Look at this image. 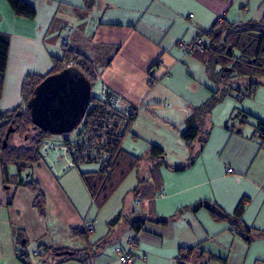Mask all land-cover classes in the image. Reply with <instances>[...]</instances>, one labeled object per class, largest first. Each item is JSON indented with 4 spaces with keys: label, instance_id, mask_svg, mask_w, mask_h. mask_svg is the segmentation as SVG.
Listing matches in <instances>:
<instances>
[{
    "label": "crops",
    "instance_id": "1",
    "mask_svg": "<svg viewBox=\"0 0 264 264\" xmlns=\"http://www.w3.org/2000/svg\"><path fill=\"white\" fill-rule=\"evenodd\" d=\"M24 2L35 10L31 19L15 15L7 1L0 0V33L9 36L0 114L20 106V85L27 73L51 71L52 59L61 57L65 40L66 50L91 60L99 83L138 108L122 144L124 167L132 155L143 160L98 207L81 176L95 169L58 174L62 165L51 169L52 164L39 161L29 174L45 195L42 216L32 206L35 194L10 183L12 171L8 167L5 178L0 165V264H32L25 249L28 242L38 259L33 264H124L116 254L128 249V238L135 240L129 249L131 264H264V137L256 132L258 123H264V80L242 100L226 95L200 117L204 142L180 138L186 118L211 96L209 88L200 89L201 84L195 83L181 100L176 97L175 106L165 114L169 129L161 138L146 140L139 124L141 116L150 113L144 103L149 104L157 86L168 88L160 81L174 80L171 72L180 62L195 58L178 49L179 40L188 41L209 29L217 17L258 20L264 0H95L90 9L85 0ZM204 74L207 78L205 70ZM126 140L146 141L145 152H130ZM151 144L163 150L162 159H149ZM154 165L160 178L149 200L142 198L140 181L148 180ZM43 186L50 193L49 205ZM241 201L238 224L249 229L248 240L232 228ZM198 203L202 206L193 210ZM204 204L226 217L212 218ZM116 215L120 218L110 224ZM135 218L143 220L139 231L130 225ZM160 218L165 222L156 221ZM87 224L92 230L86 236L73 233V228L84 232ZM19 231L25 244L17 240ZM44 247L87 254L83 260L64 259ZM188 248L193 250L180 251Z\"/></svg>",
    "mask_w": 264,
    "mask_h": 264
},
{
    "label": "trees",
    "instance_id": "2",
    "mask_svg": "<svg viewBox=\"0 0 264 264\" xmlns=\"http://www.w3.org/2000/svg\"><path fill=\"white\" fill-rule=\"evenodd\" d=\"M10 6L13 13L17 16L25 17L31 19L35 16V10L29 6L24 0H6ZM86 8H94L95 0H85ZM220 22L215 21V23L204 31H199L196 36L201 37L203 51H193L191 54L198 61H200L204 67L205 73L209 82L214 86V89H210L211 96L207 101L195 107L191 115L186 118L184 124L185 127L180 133V138L185 142H192L194 140H199V142H204L201 139V132L198 123L200 122V117L211 111L214 105L219 102L226 95H233L235 99L242 100L244 97L248 96L254 88L261 84V80H264V13L262 17L258 20L244 19V20H227L224 16H221ZM195 36V37H196ZM65 41V40H64ZM178 43V42H177ZM64 44V43H63ZM67 42L65 41V45ZM62 46V55L60 58H53V67L48 73H54L63 68L62 63L74 57L73 64L77 67L84 75L89 79L92 87V83L95 80L94 72L95 69L87 57L78 54L72 50H66ZM9 46V36L7 34L0 33V94L2 85V76L5 72L6 62H7V52ZM46 74V75H48ZM39 75L35 72H29L23 78L20 85V95L21 104L15 109H4L0 114V165L3 177L6 178L7 169L9 165H14L18 175L19 172H27L28 177L31 178L29 174V169L36 165L43 158L40 154V145L44 140L58 141L62 137L52 136L47 132H43L39 129H35L32 126L29 110L26 107L28 99L31 97L34 87L46 76ZM99 80V79H98ZM109 89V88H108ZM111 90V89H110ZM116 93V92H115ZM100 98H94L91 95L90 103L93 104L91 112H93L102 107ZM135 115L129 117V121L126 126V130H129L131 122L134 120ZM11 128L12 131L9 132L6 139V145H2V140L7 129ZM259 131V136L264 137V123L259 122L256 126V132ZM22 135L26 138L28 134V147H23L18 150L16 147L10 145V139L14 135ZM115 141L111 145L109 150V160L110 165L107 170H103L101 165H98L94 161L83 160L80 164L76 165L78 168L83 164H94L96 166L93 172L86 173L82 172L81 176L93 197L96 206H101L109 196L114 192L117 185L125 178L126 174L131 170L135 169L140 161L143 160V156L132 155L131 161H128L127 167H124L126 163L123 156V140L126 136L123 134L114 135ZM164 155L163 150L157 145H148V157L149 159L157 158L162 159ZM86 155H84L85 157ZM131 156V155H130ZM85 159V158H84ZM193 161L192 156L188 159V165ZM163 164V160L159 161L157 164ZM158 165H154L148 173V180L140 181L144 184L142 188V198H148L151 200L153 194L158 187L159 174L157 173ZM124 168V169H123ZM117 174V178L115 175ZM96 176V181L91 182V176ZM90 176V178L88 177ZM17 185H23L24 187L30 189L34 194L32 206L37 211V213L42 216L45 211V195L39 187V184L32 178L29 180L20 179ZM160 190V185H159ZM136 191V190H135ZM202 206L201 203L192 206L194 210ZM211 217L214 219H219L226 217L222 215L217 209L212 208L208 204H204ZM244 207V201L237 206L232 216V228L240 236L248 240L249 229L246 226H240L238 224V218ZM120 215H116L111 221V223L117 222ZM156 221L163 223L165 219L160 218ZM131 227L135 231H139L142 228L143 220L140 218H135L130 222ZM73 233L79 236H86L85 232L89 230H84V232L79 231L78 228L72 229ZM91 231V230H90ZM17 240L21 244L26 243V238L23 232H17ZM133 240V246L135 240ZM132 246V247H133ZM131 247V248H132ZM44 250L55 255L56 253H62L64 259L66 258H77L83 260L87 253L79 255L74 251H67L61 249H53L44 247ZM130 253V250L127 249ZM125 250V251H127ZM193 248L180 250L181 252H190ZM123 251V252H125ZM131 255V253H130ZM184 256V255H182ZM133 258V256L131 255Z\"/></svg>",
    "mask_w": 264,
    "mask_h": 264
},
{
    "label": "built area",
    "instance_id": "3",
    "mask_svg": "<svg viewBox=\"0 0 264 264\" xmlns=\"http://www.w3.org/2000/svg\"><path fill=\"white\" fill-rule=\"evenodd\" d=\"M222 17H217L216 21L220 22ZM65 44V41H63ZM178 47L185 54H191L193 51H203L202 39L196 36L188 41L179 40ZM74 57L62 63L63 68L74 66ZM95 80L98 75L94 72ZM152 81H150L151 83ZM99 95L103 102L102 107L93 114L89 115L93 104L89 103L83 118L77 127L71 132L58 135L62 137L58 141L44 140L40 145V154L44 159L49 153H58L59 159H64L61 171L76 168L77 164L84 162L83 160L94 161L101 165L103 170H107L110 165L109 150L115 141L114 135L123 134L127 136L126 130L129 117L136 115L138 108L125 101L119 94L108 89L104 83H100ZM260 132L257 131V134ZM84 155H86L84 157ZM85 158V159H84ZM231 169H227V173H231ZM86 230H92V226L85 225ZM127 247L133 246L132 238L127 239ZM36 253V252H34ZM119 262L131 264L133 258L130 253L117 252Z\"/></svg>",
    "mask_w": 264,
    "mask_h": 264
},
{
    "label": "rangeland",
    "instance_id": "4",
    "mask_svg": "<svg viewBox=\"0 0 264 264\" xmlns=\"http://www.w3.org/2000/svg\"><path fill=\"white\" fill-rule=\"evenodd\" d=\"M237 20H244V19H237ZM180 55V53H179ZM191 61V64H187L188 60ZM180 64L176 67L175 73L171 72L172 77H174V80H164V82H161L162 84H166L168 88H162L160 86H157V89L153 91V93L150 96V102L149 104L144 103V105L149 106L150 113L141 116V119L139 121V124L142 128L143 135L146 140H153L161 138L163 135L164 129H169L168 125L166 124L167 121L170 123V120L165 117V114L167 111L172 109L176 104V97H179V100L184 97V95H188L190 89L194 86V84H201L203 88H200L204 90L205 88H210L211 83L209 80L205 77L204 74V68L202 67V64L198 62L195 58H186ZM203 74V76H202ZM168 82V84H167ZM159 83V82H158ZM100 83L98 80H94L91 87V95L94 98H99V91H100ZM188 90V91H187ZM164 100H167L166 102ZM142 110H140L141 113ZM174 125V123L172 124ZM26 138L24 139L22 135H14L10 139V145L16 147L18 150L22 149L23 147H28V134H26ZM127 144H125L127 150L130 152H134L135 154L144 153L145 147L147 146L145 143L146 141L140 140L136 143L130 142V140H126ZM151 142V141H149ZM144 145V146H143ZM58 153H49L48 156L42 160V162L51 165V169H54V166H57L58 164L63 165L64 159L58 158ZM169 159V158H168ZM167 159V160H168ZM171 160V159H170ZM60 165L57 167L59 168ZM34 166V165H33ZM13 165H9L10 171H12L11 174L14 175L13 178L10 179V183L17 184L20 179L22 180H29L30 177H26L27 172H19L20 175H18V172L16 168L12 170ZM96 166L94 164H83L78 167V170H91L95 169ZM74 169V168H72ZM76 170V169H75ZM61 173V170L58 172V174ZM133 180V176L124 182L123 188L127 187L129 183H131ZM131 181V182H130ZM43 190H45L48 194V205H49V199H50V193H48V188L43 186ZM29 244H26L25 249L27 255L30 257L31 263H37L38 259L34 258L33 254H31L32 250V243L28 242ZM23 257V256H22ZM24 259V258H23ZM26 264V263H25Z\"/></svg>",
    "mask_w": 264,
    "mask_h": 264
},
{
    "label": "water",
    "instance_id": "5",
    "mask_svg": "<svg viewBox=\"0 0 264 264\" xmlns=\"http://www.w3.org/2000/svg\"><path fill=\"white\" fill-rule=\"evenodd\" d=\"M90 99L89 79L77 67L70 66L46 75L34 87L26 107L33 128L58 136L77 127ZM10 131L7 129L4 135L3 146Z\"/></svg>",
    "mask_w": 264,
    "mask_h": 264
},
{
    "label": "bare ground",
    "instance_id": "6",
    "mask_svg": "<svg viewBox=\"0 0 264 264\" xmlns=\"http://www.w3.org/2000/svg\"><path fill=\"white\" fill-rule=\"evenodd\" d=\"M88 107V106H87Z\"/></svg>",
    "mask_w": 264,
    "mask_h": 264
}]
</instances>
